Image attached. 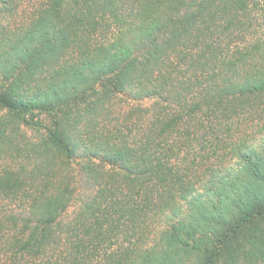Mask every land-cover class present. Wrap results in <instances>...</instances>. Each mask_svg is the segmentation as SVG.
<instances>
[{"label":"trees","instance_id":"trees-1","mask_svg":"<svg viewBox=\"0 0 264 264\" xmlns=\"http://www.w3.org/2000/svg\"><path fill=\"white\" fill-rule=\"evenodd\" d=\"M263 1L0 0V264H264Z\"/></svg>","mask_w":264,"mask_h":264},{"label":"rangeland","instance_id":"rangeland-1","mask_svg":"<svg viewBox=\"0 0 264 264\" xmlns=\"http://www.w3.org/2000/svg\"><path fill=\"white\" fill-rule=\"evenodd\" d=\"M264 4V1H263ZM260 22L262 23V25L264 26V17L261 18ZM148 103L145 102L142 105H147ZM117 106V112H120L122 114V116L125 115L126 112H128L130 110V107H132V103H129L125 100L119 101L116 103ZM3 114V111H0V115ZM20 135H23V137L25 139H27L30 142H38L39 141V136L35 135L32 131L29 130H25V129H21L20 130ZM17 163L14 161V159L11 158V155L7 154L4 155L3 158L0 159V170L5 167L6 165L9 166H16Z\"/></svg>","mask_w":264,"mask_h":264}]
</instances>
